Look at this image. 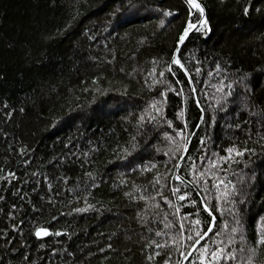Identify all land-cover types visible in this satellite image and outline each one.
Returning a JSON list of instances; mask_svg holds the SVG:
<instances>
[{
    "label": "trees",
    "instance_id": "1",
    "mask_svg": "<svg viewBox=\"0 0 264 264\" xmlns=\"http://www.w3.org/2000/svg\"><path fill=\"white\" fill-rule=\"evenodd\" d=\"M199 2L206 9L211 30L207 35L193 33L186 42L185 54L195 53L204 62L205 70H211L214 61L227 62L233 80L248 73L253 100L264 101L261 90L264 88V0H251L247 16L242 10L249 0ZM115 3L116 0H0V128L9 133L8 137L0 136V168L7 170L6 166H11L21 179L27 180L25 168L29 172L50 171L45 161L59 153L69 140L76 145L71 150L77 154L86 151L90 141L106 149L95 154L94 164L88 168L103 178L100 187L93 190L95 199L90 198V202L101 201L111 210L102 214H73L52 223L53 230L67 229L71 239L51 236L36 241L28 234L27 223L23 225V237L27 241L23 251L30 253L35 264H146L141 248L147 240L140 237L151 234L142 232L133 219L137 206L129 205L123 198L122 191L126 189L113 187L119 179L118 173L129 174L128 168L122 166L126 161H115V167L106 161L113 159L112 149L117 142L128 139L124 130L131 127L125 117L139 113L151 98L142 78L151 67L150 60L167 58L187 13L182 0H148L151 8L169 9L179 15L166 18V26L161 29L157 27L161 16L141 9L119 27H112L109 14ZM59 29L64 31L58 32ZM88 35L95 39L89 40ZM113 56L114 63L107 64L105 61ZM120 67L132 72L135 79L121 73ZM94 76L102 77L96 85L92 84ZM125 87L128 95L122 94ZM104 89L108 91L101 94ZM4 104L9 111L16 110L7 125L3 123ZM171 104H176L175 99ZM20 107H24V113L19 112ZM174 110L169 107V118ZM195 118L193 109L189 122ZM207 132L217 145L227 146L228 136L244 139L243 132L226 129L224 120L207 128ZM204 133L205 129L201 128L200 135ZM20 143L34 150V159L28 166L17 164L15 149ZM8 144L13 146L12 151L8 150ZM154 146L166 150V144L159 137L147 145L141 142V151L134 163L154 158L162 166L166 157L162 151L157 153ZM254 167L258 173H264V157H257ZM64 168L73 181L81 174L79 162H69ZM3 184L0 181V193L6 196V201L0 202V208L4 209L0 212V229L9 223L6 213L11 203L14 200L18 205L21 203L12 197L8 190L11 186L5 188ZM18 186L33 195L31 185ZM72 186L70 181L68 187ZM67 196V192L62 193V197ZM262 198L264 174L256 181L246 209L249 227L258 213H264ZM33 199H36L34 195ZM15 215L17 222L31 219L27 202L23 208L16 209ZM155 230L158 228L154 226ZM40 242L45 244L43 249L39 248ZM3 243L0 240V245ZM108 243L112 249L105 248L100 253L98 249ZM53 248L57 251L53 252ZM65 248L74 255L67 256L61 251ZM14 256L11 251H0L3 264H20ZM261 261L264 253L256 264Z\"/></svg>",
    "mask_w": 264,
    "mask_h": 264
},
{
    "label": "snow or ice",
    "instance_id": "2",
    "mask_svg": "<svg viewBox=\"0 0 264 264\" xmlns=\"http://www.w3.org/2000/svg\"><path fill=\"white\" fill-rule=\"evenodd\" d=\"M182 4L187 19L178 30L167 58H152L151 67L143 73L144 88L151 93V98L139 113H129L125 117L131 127V130H124L128 139L124 143L117 142L112 149L113 159L106 163L115 167V161H126L122 166L128 168L130 175L118 173L119 179L113 187L126 189L122 191L123 198L129 205L137 206L133 219L142 232L151 234L140 237L147 240L141 248L146 264H256L264 253V213H258L249 227L246 209L256 181L264 174L254 167L256 158L264 157V101L253 100L248 73L233 80L227 62L214 61L211 70H205L204 62L195 53L185 54L186 42L193 33L207 35L211 29L205 7L199 0H182ZM250 5L251 0L243 7L245 16ZM141 9L158 13L161 19L157 27L161 29L166 26V18L179 15L173 10L151 8L148 0H116L109 14L110 26L119 27L127 22L128 16L139 14ZM256 11L260 12V8ZM62 31L64 29L58 30ZM87 38L95 39L91 35ZM114 61L115 56L105 62L113 64ZM119 71L135 79L124 67ZM101 79L94 76L92 84L96 85ZM93 91L97 89L93 88ZM107 91L104 89L101 94ZM122 94L128 95L126 87ZM173 99L175 105L171 104ZM3 107V123L7 125L16 110L9 111L7 104ZM169 107L175 108L171 118ZM193 109L196 118L190 123L189 115ZM19 112L24 113V107H20ZM241 116L245 119H239ZM220 120H224L226 129L243 132L244 139L228 136L227 146L215 144L207 128L215 127ZM201 128L205 129L204 135H200ZM0 136L8 137L9 133L0 128ZM158 137L166 144L164 151L154 146L157 153L162 151L166 157L163 165L154 158L134 163L141 151V142L147 145ZM4 142L7 144V140ZM12 147L8 144L9 151ZM72 147L76 145L69 140L59 153L45 161L50 171L29 172L25 168L27 180L21 179L11 166H6L7 170L0 168L3 187L10 185L8 190L12 197L21 202L18 205L14 200L9 206L6 213L9 223L0 229V240L4 242L0 251H11L20 264H35L30 253L23 251L27 241L22 226L26 223L28 234L36 241L51 236L71 239L72 234L67 229L53 230L52 223L73 214H102L111 210L101 201L90 202V198L95 199L93 190L100 187L103 178L88 168L93 166L95 154L106 149L91 141L88 149L79 154L72 151ZM15 152L18 165L28 166L34 159V150L29 145L20 143ZM69 162H79L81 174L74 181L65 174L64 166ZM70 181L72 187H68ZM18 185H31V193L36 199ZM64 192L68 193L67 197H62ZM4 201L6 196L0 193V202ZM25 202L31 209V219L17 222L16 209L23 208ZM3 211L0 208V212ZM154 226L158 230L154 231ZM44 247L45 244L40 242L39 248ZM105 248L112 249V244L108 243L98 251L104 253ZM61 251L69 257L74 255L66 248ZM0 264H3L2 258Z\"/></svg>",
    "mask_w": 264,
    "mask_h": 264
},
{
    "label": "water",
    "instance_id": "3",
    "mask_svg": "<svg viewBox=\"0 0 264 264\" xmlns=\"http://www.w3.org/2000/svg\"><path fill=\"white\" fill-rule=\"evenodd\" d=\"M202 4V3H201ZM203 5V4H202ZM206 10V9H205ZM206 16H207V13H206Z\"/></svg>",
    "mask_w": 264,
    "mask_h": 264
}]
</instances>
